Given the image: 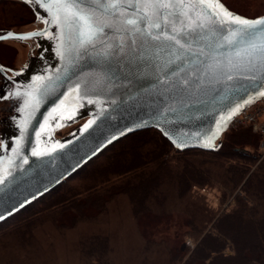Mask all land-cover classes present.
I'll return each instance as SVG.
<instances>
[{
	"label": "water",
	"instance_id": "obj_1",
	"mask_svg": "<svg viewBox=\"0 0 264 264\" xmlns=\"http://www.w3.org/2000/svg\"><path fill=\"white\" fill-rule=\"evenodd\" d=\"M20 1L43 27L0 30V41L39 46L5 74L2 100L12 107L0 128V222L133 132L155 128L176 149L216 150L233 117L264 95V25L242 31L224 12L264 15L222 0H82L86 25L68 0ZM89 25L103 31L89 40Z\"/></svg>",
	"mask_w": 264,
	"mask_h": 264
},
{
	"label": "trees",
	"instance_id": "obj_2",
	"mask_svg": "<svg viewBox=\"0 0 264 264\" xmlns=\"http://www.w3.org/2000/svg\"><path fill=\"white\" fill-rule=\"evenodd\" d=\"M147 132H155L157 141H140L139 135ZM128 140L140 142L137 148L126 149L124 143ZM119 141L54 189L0 222V228L48 200L72 177L98 165L102 171L97 176L90 175L94 184L86 190L105 192L109 197L127 195L139 219L145 212L177 211L187 216L188 228L182 244L170 246L164 239L146 237L143 248L151 257L143 258L141 264H155V251L164 255L166 264H264V157L260 136L251 127L226 131L216 150L176 149L155 128L133 132ZM111 149H117L120 156L112 154L105 162H98ZM131 153L135 159L125 163ZM215 184L221 191V203H227L225 207L212 206L203 193L206 186ZM143 199L148 202L143 204ZM104 203L102 198L96 205ZM187 238L193 240V245L186 243ZM94 255L100 261L107 256ZM106 264H111V260Z\"/></svg>",
	"mask_w": 264,
	"mask_h": 264
},
{
	"label": "rangeland",
	"instance_id": "obj_3",
	"mask_svg": "<svg viewBox=\"0 0 264 264\" xmlns=\"http://www.w3.org/2000/svg\"><path fill=\"white\" fill-rule=\"evenodd\" d=\"M222 2L231 10L248 17L264 15V0ZM37 26L36 16L28 4L20 0H0V30L25 32ZM26 55L27 47L21 43L13 39L0 41V59L4 63L19 64L26 59ZM82 122L61 129L56 136L61 138L69 134ZM243 127L236 124L230 130ZM139 136L140 141L147 144L157 141L155 132ZM140 141L128 140L124 144L126 149H134ZM116 150L111 149L103 154L98 162L107 160L112 154L120 156ZM132 153L125 163L135 159ZM89 170L72 177L68 185L48 200L26 210L15 221L0 228V264H106L109 260L111 264H141L143 258L151 257L143 248L146 237L164 239L170 246L181 245L186 239V214L177 211L171 214L145 212L139 219L127 195L120 193L109 197L105 192L86 190L94 184L91 176H97L102 167L96 165ZM203 193L212 206L227 205L221 203V191L217 184L206 186ZM102 198L105 203L99 207L96 203L99 204ZM147 202L142 200L143 204ZM186 243L193 245V240L187 238ZM100 253L108 257L105 255L103 260H96L94 254ZM158 253L154 252V259H157L154 263L166 264L164 255Z\"/></svg>",
	"mask_w": 264,
	"mask_h": 264
},
{
	"label": "flooded vegetation",
	"instance_id": "obj_4",
	"mask_svg": "<svg viewBox=\"0 0 264 264\" xmlns=\"http://www.w3.org/2000/svg\"><path fill=\"white\" fill-rule=\"evenodd\" d=\"M38 26L35 27L33 30L35 29H41L43 27V24L40 22H37ZM31 31V30H29ZM18 32V31H17ZM19 32H23V31H19ZM26 32V31H25ZM14 41H17L19 43H21V45L27 47V55H26V59L23 62H20L19 64H7L4 63L1 59H0V63L5 67L4 71H0V128L2 127V125L4 124V121L6 118H8V116H6V114L8 115V111H6V108H11L12 106H8V101H3L2 97L4 94V89L7 86V77L5 76V74H9L10 76H13L14 73L13 71H20L22 70L25 66L28 65L29 60L37 55L38 53V43L35 39H28V40H17V39H13Z\"/></svg>",
	"mask_w": 264,
	"mask_h": 264
},
{
	"label": "built area",
	"instance_id": "obj_5",
	"mask_svg": "<svg viewBox=\"0 0 264 264\" xmlns=\"http://www.w3.org/2000/svg\"><path fill=\"white\" fill-rule=\"evenodd\" d=\"M236 124L251 127L254 133L260 136V150L264 154V95L237 114L229 123V130Z\"/></svg>",
	"mask_w": 264,
	"mask_h": 264
},
{
	"label": "snow or ice",
	"instance_id": "obj_6",
	"mask_svg": "<svg viewBox=\"0 0 264 264\" xmlns=\"http://www.w3.org/2000/svg\"><path fill=\"white\" fill-rule=\"evenodd\" d=\"M97 2H99V0H97ZM81 3H82V0H68V2L64 6L71 9L70 15L73 18H78L81 22H83L84 24L87 25L89 23L90 16L81 11V9L79 7V5ZM109 6L114 7L115 5L110 4ZM224 14L230 18L231 22L242 25L243 26L242 31H247L248 29H253V28H256L257 26L264 25V19L256 20V21H249V20H246V19H243L240 17L232 16V14L228 13L226 10H225ZM128 23L134 25L136 23V21L135 20H129ZM158 26L159 25H157V27ZM102 31H103V27H98L96 29H92L91 26L89 25L88 39L91 40V38L93 36H95L97 34V32H102ZM261 31L264 32V29H261ZM34 34L35 33H33L32 35H34ZM157 39H158V37H157ZM172 39H175V37H172ZM177 43H179V41H177Z\"/></svg>",
	"mask_w": 264,
	"mask_h": 264
}]
</instances>
